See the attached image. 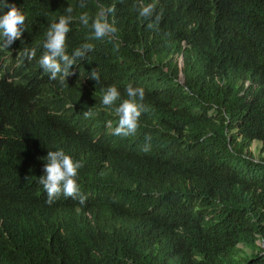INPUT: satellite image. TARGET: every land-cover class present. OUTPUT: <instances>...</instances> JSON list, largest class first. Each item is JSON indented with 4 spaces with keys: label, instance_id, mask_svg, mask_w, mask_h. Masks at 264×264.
<instances>
[{
    "label": "trees",
    "instance_id": "obj_1",
    "mask_svg": "<svg viewBox=\"0 0 264 264\" xmlns=\"http://www.w3.org/2000/svg\"><path fill=\"white\" fill-rule=\"evenodd\" d=\"M80 2L8 0L39 37L16 41L43 52L48 26L71 5L69 54L88 42L89 53L104 47L132 65L143 51L167 61L178 81L200 91L196 83L207 80L217 94L192 89L183 102H143L137 133L119 138L109 133L114 108L31 102L32 90L3 83L0 264H264V0H143L161 17L152 28L139 16L140 0ZM100 6L114 7L118 49L89 39L79 22ZM60 148L83 163L78 184L91 218L47 236L28 212L58 207L45 203L38 177L40 157Z\"/></svg>",
    "mask_w": 264,
    "mask_h": 264
},
{
    "label": "clouds",
    "instance_id": "obj_2",
    "mask_svg": "<svg viewBox=\"0 0 264 264\" xmlns=\"http://www.w3.org/2000/svg\"><path fill=\"white\" fill-rule=\"evenodd\" d=\"M206 1L194 0L195 7ZM86 6L85 0H81L79 7ZM73 12V7L69 5L64 9L65 14L48 26L43 52H37L16 41L23 35L39 38L33 35L30 28L24 27L26 16L21 7L9 4L8 0H0V38L3 40V45H0V87L4 83L13 89L29 88L34 97L31 102H101L105 108H114L117 125L111 131L113 134L109 133L119 138L137 133L140 117L147 111L143 102H183L182 95H190L192 89L195 96L207 90L216 93L207 80L196 83L202 86L200 91L184 84V81H178L171 74L167 61L156 56L145 58L143 51L132 65L124 62L121 55L107 53L104 47L89 53L94 45L88 42L69 54L67 38L74 19ZM113 12L114 7L100 6L94 16L84 11L78 19L82 26L91 29L89 39L116 41L118 49V28L115 21L110 20ZM139 16L149 21L148 28L161 19L155 12V4H145L143 0L139 3ZM127 72L131 73V84L125 74ZM83 115L85 118L92 116V107ZM149 150L150 145L146 144L143 151ZM40 159L45 161L44 175L38 177V183L47 194L45 203L58 207L29 210V217L37 230L49 236L64 231L68 224L84 225L91 218V213L83 206L86 196L81 194L78 184L82 161L73 159L62 148L49 150ZM24 211L18 210L1 221Z\"/></svg>",
    "mask_w": 264,
    "mask_h": 264
},
{
    "label": "rangeland",
    "instance_id": "obj_3",
    "mask_svg": "<svg viewBox=\"0 0 264 264\" xmlns=\"http://www.w3.org/2000/svg\"><path fill=\"white\" fill-rule=\"evenodd\" d=\"M255 146V145H254Z\"/></svg>",
    "mask_w": 264,
    "mask_h": 264
}]
</instances>
